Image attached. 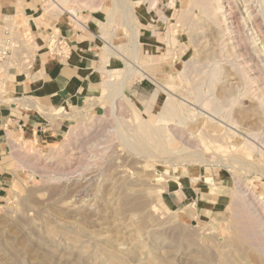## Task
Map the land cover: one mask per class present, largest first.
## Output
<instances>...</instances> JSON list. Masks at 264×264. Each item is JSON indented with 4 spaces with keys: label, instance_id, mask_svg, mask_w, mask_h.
I'll return each instance as SVG.
<instances>
[{
    "label": "rangeland",
    "instance_id": "374dc122",
    "mask_svg": "<svg viewBox=\"0 0 264 264\" xmlns=\"http://www.w3.org/2000/svg\"><path fill=\"white\" fill-rule=\"evenodd\" d=\"M25 1L12 2L10 15L0 7V27L10 19L37 30V44L56 22L60 31L71 23L83 30L71 14L56 16L47 8L55 1L77 9L84 24L101 11L111 35L106 41L116 50L104 46L112 58L103 83L75 110L63 137L52 144L4 138L0 264H264V0H214L221 18L229 17L226 24L209 22L197 0H130L131 12L120 11L111 22L114 0H33V16L26 15ZM42 14L41 24L31 20ZM160 15L168 18L158 45L148 38L135 45L132 31L150 34L140 29H151ZM214 61L224 73L212 83L207 72ZM153 65L151 77L126 75ZM5 78L0 67V105L7 99ZM107 80L117 90L122 83L124 96L104 90ZM199 85L206 101L222 102L221 115L195 100ZM168 94L198 116L185 124L159 123ZM157 128L169 130L175 153L163 152L157 135L148 140ZM195 187L220 202L209 211L193 202L171 204L177 192L194 194L187 190Z\"/></svg>",
    "mask_w": 264,
    "mask_h": 264
},
{
    "label": "crops",
    "instance_id": "0c3cea01",
    "mask_svg": "<svg viewBox=\"0 0 264 264\" xmlns=\"http://www.w3.org/2000/svg\"><path fill=\"white\" fill-rule=\"evenodd\" d=\"M16 1L0 0V7L6 15H10L13 7L11 4ZM23 8L27 16L36 14L37 5L33 0L25 1ZM102 16L101 11L92 13L83 30L76 29L72 23L68 25L70 27L61 29V33L70 39L73 48L68 63L48 59L40 53L30 70L5 71L7 99L0 105V199L5 194L7 182L3 166L8 144L4 138L8 141L9 137L24 135L26 138L36 139L41 144H52L68 132L75 110L93 98L100 89L105 69L109 66L107 62L112 58L107 59L104 55V46L109 43L104 36L107 31ZM157 18L153 19L151 29H140L150 33L139 34L140 43L148 38L154 45H158L157 42L162 38L161 22L166 21L168 16L160 15ZM40 31L44 33L45 30L40 28ZM33 32L36 41H40L39 32ZM43 41L38 43L40 47H43ZM141 90L142 88H138L139 92ZM157 103L150 105L155 108ZM187 191L195 192H177L172 197L171 204L179 206L193 202L192 205L202 207V211H209L217 200L220 202L219 198L214 199L210 193L211 196L204 197L206 193H200L199 191L203 190L199 187Z\"/></svg>",
    "mask_w": 264,
    "mask_h": 264
},
{
    "label": "bare ground",
    "instance_id": "6f19581e",
    "mask_svg": "<svg viewBox=\"0 0 264 264\" xmlns=\"http://www.w3.org/2000/svg\"><path fill=\"white\" fill-rule=\"evenodd\" d=\"M60 2H62L61 0H59ZM153 2V1H152ZM195 6L199 7L200 10H201V13L206 17V19L210 22H213V23H219L220 22H224L226 24V20L227 18L229 17H225L223 16V18H221V16L219 15L220 13L222 14V9H218L215 5H214V0H197L195 1ZM49 3V2H48ZM67 3V2H66ZM77 3V2H76ZM130 3H133L131 2L130 0H114V5L112 7V10L110 12V15H109V19H110V22L113 20V17L118 14V12L120 11H123V12H126V15L127 12L130 13L131 11L129 10L128 7ZM215 3H218V2H215ZM50 4V3H49ZM47 4V5H49ZM134 4H140V2L138 3H134ZM64 5V4H63ZM192 6V5H191ZM223 6V5H222ZM224 7V6H223ZM48 9H51L50 11L52 12L53 10L55 11V15L56 16H61V14H64L65 12L68 13V14H71L72 18L76 21L77 25H79L81 28H85V25L82 24L81 20H79V17H78V12H77V9L75 10L73 7H62V5H60L59 3L55 2V1H52L51 2V5L49 7H47ZM47 9V10H48ZM187 9V8H186ZM45 9V11H47ZM228 10V9H227ZM45 11H44V14H45ZM54 11L52 12L54 14ZM258 11V10H257ZM198 12V11H197ZM227 12V11H226ZM50 13V12H48ZM251 13V12H250ZM44 14H42L41 16H38L36 17L35 19H33L34 21H40L38 24H41V21L43 20V17H44ZM47 14V13H46ZM132 14V13H131ZM191 9L188 8L187 11H185L183 14H182V21L184 22V24H187V22H189L190 20V16H191ZM228 14V13H226ZM125 16V15H124ZM193 16V15H192ZM232 16V14L230 15ZM78 17V18H77ZM236 18V17H235ZM238 18V17H237ZM246 18V16H245ZM248 18V17H247ZM81 19V18H80ZM249 19V18H248ZM230 20V19H229ZM243 21H245V19H242ZM247 20V19H246ZM126 21V20H125ZM233 21V20H232ZM236 21V20H235ZM250 21V20H249ZM253 22V21H252ZM126 23V22H125ZM228 23V22H227ZM232 23V22H231ZM234 23V22H233ZM243 23H246L247 22H243ZM44 24V23H43ZM253 24V23H252ZM127 25V24H126ZM205 25V24H204ZM230 25V24H229ZM229 25H225L228 29L229 28ZM241 25V23L239 24ZM254 25V24H253ZM221 26H223L221 24ZM241 27V26H240ZM255 27V26H253ZM257 27V26H256ZM242 28H245V25H243ZM252 28V27H251ZM226 29V28H225ZM224 30V28H223ZM234 30V29H233ZM237 30V29H236ZM251 30V29H250ZM254 30V29H253ZM256 30V29H255ZM258 30V28H257ZM256 30V31H257ZM103 31V30H102ZM228 31V30H227ZM231 31V30H230ZM235 31V30H234ZM233 31V32H234ZM240 31H242L240 29ZM244 31V30H243ZM242 31V33H243ZM259 31V30H258ZM257 31V32H258ZM133 32V43H135V45H138V38H139V33L138 31L134 30L132 31ZM232 32V31H231ZM236 32V31H235ZM222 33L224 34L225 31ZM228 33V32H226ZM247 33V32H246ZM256 33V32H255ZM233 34V33H232ZM107 35H110L108 32H104V36L106 37ZM173 35V34H171ZM225 35V34H224ZM227 35V34H226ZM225 35V36H226ZM229 35V34H228ZM251 35V34H250ZM111 36V35H110ZM243 36H245V34H243ZM248 36V35H246ZM259 36V35H258ZM108 37V36H107ZM171 37V36H170ZM174 37V35H173ZM251 37V36H249ZM245 38V37H243ZM260 38V37H259ZM173 39V38H171ZM250 39V38H249ZM248 39V40H249ZM252 39V37H251ZM174 40V39H173ZM260 40V39H259ZM262 40V39H261ZM172 41V40H171ZM247 41V40H246ZM211 42V41H210ZM228 42V41H227ZM262 42V41H261ZM134 45V46H135ZM106 47L108 48V51L110 52L111 51V54H113V51L116 50L114 47H109L108 45H106ZM237 47V46H236ZM134 50V48H133ZM213 50V49H212ZM137 51V49L135 50ZM133 52V51H132ZM233 52V51H232ZM137 53V52H136ZM134 53V57H135V64L136 62L138 61V58L139 55L138 53L136 54ZM240 57V56H239ZM215 60V59H214ZM147 65V64H146ZM243 65V64H242ZM241 65V66H242ZM139 67V66H138ZM143 68H138V70L135 68L134 70H132L131 72H129L128 74L126 73V75H130L132 73H134L136 71V73L138 72L142 77H146L147 75L148 76H152L154 75L155 73V65L153 66H142ZM240 67V66H239ZM147 69V70H146ZM190 69V68H189ZM240 69V68H239ZM201 70V69H200ZM204 70V69H203ZM149 72V73H148ZM223 68L220 66L219 62L218 61H214L211 66H210V69L208 70L207 72V75L210 77V80L213 82H216V81H220V78H222L223 76ZM165 74V73H163ZM113 75V74H112ZM194 75V74H193ZM200 77V76H199ZM199 77H196L197 79H199ZM193 78V77H192ZM194 79V78H193ZM153 80V78H152ZM200 80V79H199ZM196 80H193L192 84H194ZM116 82H114L113 80H107L105 81L104 83V90H112L114 93H118L120 94V96H124V86L122 83L119 84V88L118 90L117 89H113L114 88V85H115ZM199 83H202L201 81ZM205 84V83H204ZM207 84V83H206ZM205 84V85H206ZM197 85V84H196ZM202 86L203 85H199V86H196V93H197V97L195 100H197V102L199 103H202V105L207 109V110H210L211 112L217 114V115H221L222 114V109H221V104L222 102L219 101V100H208L207 101L205 100L206 99V94L203 93L202 91ZM211 86H213L211 84ZM193 87V86H192ZM191 87V88H192ZM174 88V87H173ZM214 88V87H213ZM161 89L163 91V93H168V88L166 86H161ZM170 91V90H169ZM190 93V92H189ZM159 95V92L157 91L156 94H155V97H153L152 101L155 102V100L157 99ZM186 95V94H185ZM119 96V95H118ZM193 97V96H192ZM233 98V97H232ZM187 99V98H186ZM232 103V102H231ZM229 107V106H228ZM227 111V108L225 109ZM227 114V112H226ZM198 114L196 113H193L191 110H188L187 108H184L182 107V105L179 104V102H177V100L170 94H168V97L166 98L163 106L160 108V113H159V118H158V122L159 123H169V122H175V121H178L179 124H185L186 122H188V120L191 118H194V117H197ZM148 124L147 122H144V124ZM82 125V123H81ZM146 127V125H145ZM159 127V126H158ZM142 128V126H141ZM76 132V131H75ZM75 132H73V134H76ZM155 132V134H154ZM154 132H150L147 136H151L150 138L148 137V140L149 139H152L153 141L156 140L154 138H152L153 135H157L158 139H157V142H158V145L159 147L162 149L163 152H170V153H175V149L173 150V148H171L170 146L172 145L173 143V139L171 137V135L168 133L169 130L167 128H162V129H155ZM146 133V132H145ZM255 136V135H254ZM154 137V136H153ZM165 138H169V141L170 143L168 144H164V141H163V145H161V141L162 139H165ZM186 138V137H185ZM17 143V142H16ZM204 146V145H203ZM30 148V146H29ZM205 148V147H204ZM32 149L30 148V151ZM104 152V151H103ZM207 182H213L212 179H206ZM205 181V182H206ZM238 195V194H237ZM236 198V197H235ZM237 199V198H236ZM240 207V206H239ZM242 207V206H241ZM245 208V207H243ZM243 212V211H242ZM183 213V212H182ZM258 234V233H257ZM263 234V233H262ZM116 256V255H115ZM117 257V256H116ZM114 259V261L117 262V259ZM122 260V259H121ZM120 260V261H121ZM125 263V262H124ZM111 264V263H109ZM114 264V263H113ZM118 264V263H117ZM121 264V263H119Z\"/></svg>",
    "mask_w": 264,
    "mask_h": 264
},
{
    "label": "built area",
    "instance_id": "2783aa9c",
    "mask_svg": "<svg viewBox=\"0 0 264 264\" xmlns=\"http://www.w3.org/2000/svg\"><path fill=\"white\" fill-rule=\"evenodd\" d=\"M10 22V19H4V25L0 27V67H4V71L30 70L40 53L60 63L69 62L73 53L71 41L55 26L48 31L43 47H40L33 31Z\"/></svg>",
    "mask_w": 264,
    "mask_h": 264
}]
</instances>
